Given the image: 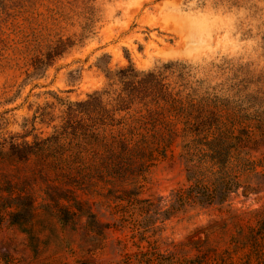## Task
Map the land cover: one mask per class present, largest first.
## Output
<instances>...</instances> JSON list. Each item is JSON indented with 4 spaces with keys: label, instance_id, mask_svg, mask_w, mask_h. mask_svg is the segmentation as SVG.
<instances>
[{
    "label": "rangeland",
    "instance_id": "374dc122",
    "mask_svg": "<svg viewBox=\"0 0 264 264\" xmlns=\"http://www.w3.org/2000/svg\"><path fill=\"white\" fill-rule=\"evenodd\" d=\"M170 63L193 127L114 139L118 70ZM3 141L40 150L0 264H264V0H0Z\"/></svg>",
    "mask_w": 264,
    "mask_h": 264
},
{
    "label": "trees",
    "instance_id": "16d2710c",
    "mask_svg": "<svg viewBox=\"0 0 264 264\" xmlns=\"http://www.w3.org/2000/svg\"><path fill=\"white\" fill-rule=\"evenodd\" d=\"M188 72V67L179 63L166 64L158 72H137L132 66L118 70L117 83L120 87L111 101L119 110H131L133 106L136 108L127 116L128 124L113 138L126 141V136L131 134L137 138V142L145 138L152 139V146L140 147L135 144L134 147L143 152H159L162 145L161 149L164 150L177 136V122L181 121L186 129L193 127V100L182 96L188 85ZM100 99L99 94L90 97L95 102ZM154 142L157 146H154ZM39 150L27 143H0V167L2 165L14 170L11 173L0 169V207H16L9 214L13 223L25 219L32 212V196L25 191L26 184L18 171L20 165L27 164ZM259 226L260 230H264V220Z\"/></svg>",
    "mask_w": 264,
    "mask_h": 264
}]
</instances>
